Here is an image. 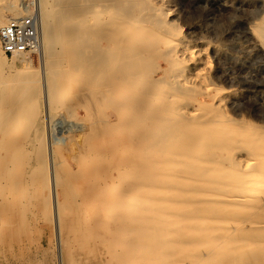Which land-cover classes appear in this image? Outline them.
<instances>
[{
	"label": "rangeland",
	"instance_id": "1",
	"mask_svg": "<svg viewBox=\"0 0 264 264\" xmlns=\"http://www.w3.org/2000/svg\"><path fill=\"white\" fill-rule=\"evenodd\" d=\"M14 1H18L21 11L26 9L25 15L27 14L28 7H36V0H1L0 7L6 8ZM80 1L81 2L78 3L77 0H49L51 6L55 4L53 5L54 7L52 6V20L50 24L54 42L52 45V66L55 63L53 66L54 68H52L51 79H58L57 81L63 83L61 88L62 92L59 91L53 94L49 114L44 110L42 105L35 106L34 108H29V106H27L25 108L27 96L19 100V95L22 90L18 89L21 87H17V85L20 86V80H23V78L19 79L18 76L10 83L14 85L5 88V85L7 83L9 84V78L16 73V70L10 65L11 58L5 57L0 48V83L2 84H0L2 88L0 100L6 101L4 102L5 110L8 108L13 110L15 107L13 110V126H15L13 138L15 143H17L18 139L21 140L22 137L23 145H25V148L23 146V149L16 154L12 162L10 161L6 164L0 162V164H2L0 165V176H3L2 173L5 169L4 165H6V169L8 165L9 170L14 168L11 169L13 172L11 170V172H8V169L7 171L5 170L6 173L8 172V179L6 175V178L3 176L6 179L5 182L4 180L1 181L3 177H0V182L2 184H0V264H194L192 260L193 262L197 260V262H199L201 259L202 263L199 264H264V233H262L261 230L264 228V179H257L255 174L258 171L264 174L261 172L262 168H264V159L261 160L262 158L258 159V157L254 156V154L264 153V45L253 32V26H255L257 22L264 20V0H152L151 2L156 9L166 12L165 21L169 24H174L177 32H180L176 39L181 41L182 45L189 50L186 49V54L184 56V60L188 62L186 64L191 67L196 66L197 69L199 68L196 70L199 72L198 77L196 75L197 73L192 74V81H194L193 83H195V85L198 84L196 86L197 88L199 86V93L201 92L205 97H202V101H200L201 99L197 101V98H195L196 100L192 98L189 101L188 99L182 101L180 98L176 100V103L178 101L177 104L180 106L188 104V109L195 110V114H198V118H202V120L218 118L219 121L222 120L223 125H225V122H230V126L234 125L235 127H244L243 129H247V131L245 130L243 133L244 137L235 144V149L229 152L225 151V147L227 146L226 139L233 136V133L225 129V127H221L222 125L218 126L221 131H212V126L209 125L194 127L192 129L194 133L204 131L206 135L212 134L216 137L217 135L215 132L220 133L218 134V143L217 140L216 143L223 149L219 147H214V150L212 149L216 154L213 159L216 161L218 160L223 169L221 175L222 184L218 191L221 192V200L233 204V207L226 208V205L223 206L224 210L221 213L222 216H220L222 220L220 219L219 222V232L222 234L223 238L219 241V249L213 253L205 251V249H203L204 252L202 249L197 250L195 255L192 256H179L183 255V250L181 248L184 249L185 247L186 249L189 245V250H191V246L200 243H196L191 237H185V239L182 238L181 240V237L177 235V231L180 229L179 224H183L181 223V218L176 220L169 218L167 223H164V228L168 229L166 230V232H168L167 237H161L162 239L158 238V240L154 241L151 239L150 229L149 231L145 229L149 226L153 228L154 225L152 223H145L146 221H144V219H139L136 223H130V226L131 229L134 230L137 228V230H135L136 232L140 233L144 230L148 235H139L137 237L128 236L122 239V242L111 240L107 232V226H110V224L113 225L109 223L112 221L113 213L105 217L106 223H93L94 221H99L104 218L102 211L100 212V209L97 208L98 205L94 203L93 199H95V194H97V192L100 193L104 188L105 190L107 189V192L110 191L108 187H105V183L107 182L112 185L122 182L125 190L131 191V194H137L138 197L142 196L143 189H148L150 190L148 194L149 197L155 198L153 200L163 201L167 199V203L163 201L167 207H169L167 205L168 202L183 200L185 196L188 197L192 191L184 189L182 184H178L174 190L164 191L165 189H163V186L166 185L165 182L168 176L161 179L159 173H157V149L148 143L139 141L138 136L141 132V125L133 122L127 123L128 120L126 121L123 119L125 116L119 114L122 110L111 106L110 103L103 98V78L95 77L93 79H88V74L84 69L79 73V71H76L73 66H71L64 52L65 38L69 37L70 34L72 35L74 33L73 31H79L81 29H83V31H92L91 33L88 32L89 35H92L90 36V42H83L85 40L83 39V34H77L80 35L84 48H86V46H95V49H99L104 42L105 44L109 43L108 39L115 33H113V31H106L105 24H107L110 19L114 21L124 20L127 17L128 10L131 8L127 5L131 3L137 4L141 0H125L122 6L118 3L117 5L113 3L114 5L108 6L102 3V0H87L88 3L90 1V5L86 3V0ZM91 1L95 3L92 4ZM78 4L79 6H77ZM117 6H121V8ZM81 7L83 10L86 8V10L80 11L82 10ZM89 7L92 8L90 9ZM56 10L59 11L57 12ZM73 10L77 11L73 13L74 15L72 16ZM105 10L108 12L106 11L105 13ZM64 14L67 17H65ZM5 15H8V13ZM79 19H82V22L77 24L76 22ZM139 20L145 22V20L141 18H139ZM138 23L139 26L144 25V23L140 24L139 21L137 24ZM71 29L73 31H71ZM96 39L97 42L94 41ZM105 44L102 48L106 46ZM162 48L163 46H160V49ZM167 49L168 47H166V50ZM188 52L192 53L188 54ZM59 56H61V58H59ZM32 58L34 64L39 65L40 56L38 58V56L35 55L32 56ZM158 63L162 65L163 68H167V65L164 64L165 62L161 59H158ZM7 69L8 73L6 71ZM56 72L59 75H57ZM195 78H197V80ZM199 79L201 81L203 80L202 82L206 80L209 81L208 83L211 85L210 88L213 90H210L212 93H206V88H204L206 85ZM17 80L19 82H17ZM149 81L148 79H144L139 85L134 86V91H142L143 86ZM74 82H76L77 85ZM128 82L130 81H126L125 83ZM81 84L84 85L82 86ZM36 85L34 89H32V97L38 96V94L41 96V86ZM80 87L85 90L88 89L86 90L88 94L86 95L87 92L81 90ZM158 88L160 89V93L158 92L159 94L156 95L155 103L151 107L153 110L144 109L146 113L150 111V115L154 118H156L159 109L161 111L159 101L162 99L167 84H161ZM17 90H20V94L17 93ZM206 95H208V98ZM81 97L82 99L85 98V100L88 98L91 103L88 99L85 102L80 100ZM220 97L226 98L223 107H219V105L216 104ZM77 98H79V100ZM79 101L81 103H86L88 101L86 106L88 107L87 104L90 103L89 109L85 110V104H83V107ZM202 102L206 104V106H204ZM156 105L158 108H154ZM196 107L199 108L197 112ZM203 107H205V109ZM31 108L33 109L30 110ZM35 109H38V111H36L40 117L39 134L43 140L36 141L37 143H31V141L28 140V137L31 136L29 128L30 123L29 125L27 124L31 117L29 114ZM71 110H75V113ZM89 110L91 113H89ZM199 110L202 112H199ZM152 111L156 112V114ZM114 112L117 113L116 115L112 114L111 116L113 117L114 115V117L111 118L110 114ZM121 113H123V111ZM117 114L120 120L122 119L121 121L118 117L116 118ZM85 123H87L86 126ZM162 123H164L163 126ZM165 123L164 120L159 122L158 128H165V130L162 128L160 130L157 129V131H160L159 133H162L161 130H163V133L168 131V126L167 124L165 125ZM103 125H105V127H102ZM214 127L217 128L216 125H214ZM91 132H93L92 135ZM77 133L81 138L77 136ZM79 140L80 143H78ZM83 140L85 141L83 142ZM53 141L56 142L55 147L57 149L56 161L58 163V176L60 180L58 191L62 195L63 201L65 200L62 210L61 241L57 239L54 223L53 184L51 183L49 174V183H47V174H45L46 168L49 169L50 173V165L48 164L51 160L48 156V152L49 145H51ZM82 142L83 144H81ZM207 142L213 145L212 142L214 141L212 136L207 138ZM39 145L42 149L39 148ZM72 145H74V147ZM148 145L152 148L148 147ZM79 146H81L83 150L81 147V149H79ZM14 147L16 148V146ZM36 147L40 149V155L38 157L35 155ZM163 149L167 151L165 150L166 148ZM15 150L16 149L12 150L11 148L9 152ZM79 150H82L80 151L81 153ZM9 152L5 155L8 161L11 158ZM210 152L212 151L210 150L207 156H212ZM92 153L95 154V156ZM103 154L105 157H103ZM65 155H68V157ZM97 155H101L100 157L102 159L97 157ZM235 155L244 160L243 163L241 162L240 167L233 166V164L237 163L236 160H234ZM89 156H91V159ZM167 157H164V159H167ZM170 158L171 161L173 158V162H171L170 165L168 163L164 165L167 167L169 165L171 171H176L179 176V172L183 170L184 167L186 168L188 166L193 172H189L190 174L187 175V179L190 180L191 178L192 181L197 180L200 171L196 170L199 164L194 162L196 161L194 157H189L188 154L181 153V155L176 154L174 157L171 155ZM74 162L77 163V165H75ZM84 163L88 165L85 167ZM13 165L14 167H12ZM35 167H37L36 171ZM233 167L235 168L234 171L231 169ZM32 168H34L35 174L31 173L34 172ZM29 173L31 176L28 175ZM162 173L168 174L169 172L165 170ZM152 175L156 176L153 179H149ZM140 181L142 184L138 188L135 184H140ZM231 184L233 186H231ZM3 185L5 188L2 187ZM99 186H101L99 189V191L101 190L100 192L98 191ZM145 193L146 192H144V194ZM68 202H70V204H68ZM152 206L153 208H158L161 206V203L155 206L153 204ZM96 209H98V217L91 214L94 210L96 211ZM187 209L188 210L185 211L186 213L188 212L189 215H199L197 211H193L189 207H187ZM170 211L172 212V209H170ZM253 211L255 213H253ZM90 214V219H87L86 217ZM233 216H235V218ZM230 217L232 218L230 219ZM225 219L229 220L226 221ZM245 219H247V224ZM234 220H238V222ZM171 226H174L172 227L174 230L170 229ZM157 229L158 228H156L154 232L156 231L155 233L160 235L161 232ZM224 238L226 239L223 241ZM249 241L251 242L248 243ZM178 246L182 251L178 249ZM200 254H202V256ZM176 256L178 257L175 258ZM193 256H195V258ZM198 257H201L200 260L197 259Z\"/></svg>",
	"mask_w": 264,
	"mask_h": 264
},
{
	"label": "bare ground",
	"instance_id": "2",
	"mask_svg": "<svg viewBox=\"0 0 264 264\" xmlns=\"http://www.w3.org/2000/svg\"><path fill=\"white\" fill-rule=\"evenodd\" d=\"M102 1H103L102 3H105L108 6L112 5L113 3H116V5L118 3L119 5L122 6V3L125 2V0H102ZM77 2L79 3L81 1L77 0ZM137 2H139V1H137ZM151 2H152V0H141L137 4L131 3L130 5H127L131 8L129 10L127 9L128 14L125 12L127 14V17L124 20L114 21L113 19H110L109 22H107V24H105V29H106V31L108 30L109 32L113 31V33H115V34H113V36L108 39L109 43H107V41H106L107 44H105V42H104V44L106 46H104L103 48H102V46L104 44L101 45V43H100L101 46L99 49L98 48L95 49V46H89V47L86 46V48H84L83 42H90L91 41L90 36H92V35H89V33H91L92 31L91 32L86 31V30L83 31V29H81L79 31H73L72 30L73 28H72L71 31H73L74 33L71 35L70 33H72V32H70L69 33L70 36L65 38L64 52L66 53V56L69 59V63H71V66H73V68L76 71H79V73H81L82 69H84L88 74V79H93L95 77H102L103 78L104 90L99 89V90H102L103 98L105 99V101L109 102L111 106H114L115 108H118V109L123 111V113H121L122 112L121 111L119 114H123L125 116V118H123V119L126 121L128 120L127 123L133 122V123H138L141 125V132L138 136L139 141H143L145 143H148V144L152 145V147H155L157 149V153H156L157 158H158V160H157V165H158L157 166V173H159V177L161 179H163L165 176H168V179H166V182H165L166 185L164 184L165 186H163V189H165L164 191L174 190L178 184H182L184 189L191 190L192 193H190V195H188V197L185 196V198L183 200H176V201L168 202L167 205L169 207H167V206H165V203H167L166 202L167 199L163 200L165 203L161 200L160 201L159 200H156V201L153 200L155 198L149 197L148 194L150 193L149 192L150 190H148V189H143L142 196L138 197L137 194H131V191L125 190L122 182H118L119 184L116 183L113 185L111 183L108 184V182H107V183H105V187H108V190H110V191L107 192V189L105 190V188H104L103 191L100 190L101 191L100 192L99 189L102 185L99 186L98 191L100 193L97 192V194H95V199H93V201H94V203H96L98 205L97 208L100 209V212L102 211L104 218L108 214L113 213L112 221L109 222V223H112L113 225L110 224V226H107V229H108L107 232H108L111 240L122 242V239H124L128 236L137 237L139 235L140 236L141 235H148V233H146L144 230H143V232L138 233L135 231V230H137V228L135 230L131 229L130 223H136L139 219H142V220L144 219V221H146L145 223H152L154 225L153 228H150V226H149V227H146L145 229L148 231L150 229V236H151V239L153 241L158 240V238L167 237L168 232H166V230H168V229L164 228V225H165L164 223H167L169 218L174 219V220L181 218V220H182L181 223H183V224H179L180 229H178L177 235H179L181 237V240H182V238L185 239V237H191V238H193V240H195L196 243L200 242L201 244L199 243L200 244L199 245V244L194 243L195 246L192 244L193 246H191V250H189L190 249L189 245L186 247V249L183 245L184 249L181 248L183 251L178 246V249L183 252V255H179V256H188V255L192 256V255H195L197 250H201V249L202 250L205 249V251H209L210 253L211 252L213 253L219 249V241L223 238L222 234H220V232H219V228H220L219 222L221 219L220 216H222L221 213L224 210L223 206L226 205V208L227 207H233V204L229 203V202H224L223 200H221L220 199L221 192L218 191V189L220 188V186L222 184L221 175H222L223 169H222V165L220 164V162H218V160L216 161L213 159L216 156L215 152L213 151L214 150L213 148L219 147V148L223 149L220 145L217 144L218 138H219L218 134H220V133L215 132L217 137L212 135V134H207L208 135L207 136L204 131L194 133V132H192V129L194 127H200V126H205V125L212 126V131H221L218 128L219 125H222L221 127H225V129H228V131L233 133V136L226 139L227 140L226 141L227 146L225 147L226 152H229L230 150L235 149L234 148L235 144L238 143V141H240L242 139V137H244L243 133L245 130L247 131V129H243L244 127L243 128L235 127L234 125H233L234 127L230 126L231 125L230 122H225V121H224L225 125H223L222 120L219 121L218 118H211L208 120H204V119L202 120V118L201 119L198 118V114L197 115L195 114V110L188 109V106H187L188 104L180 106L177 104L178 101L176 103V100L180 99V98L182 101L186 100V99H188V101H189L192 98L194 100H196L195 98H197V101L200 99H201L200 101L203 100L202 97L204 95L201 94V92L199 93V91H200V89L198 90L199 86H198V88L196 86L198 84L195 85V83H193L194 81H192V74L197 73L196 75L198 77L199 72H197L196 70H198L199 68L197 69L196 66L191 67V66H188L186 64L188 62H186L184 60V56L186 54L187 48H185L182 45L181 41L176 39V37L179 36L180 32L179 33L177 32V29L174 27L175 26L174 24H169L165 21L166 12L164 10L156 9L152 5ZM86 3H88V1ZM89 3H90V1H89ZM93 3H95V2H92V4ZM75 4H77V3H75ZM155 4H157V3H155ZM53 5H55V4H53ZM84 5H86V4H84ZM52 6H51V3H49V0H36L35 9L39 13V16L41 19V24H42V49L40 52V63H39V65L34 64L32 57L21 58V57L16 56V57L11 58L10 65H12L15 68L16 73H14L13 76H11V77L9 76L11 78V79L9 78V84L7 83L5 85V88H9L10 86L14 85V84H10V83L13 80H15L18 76H19V79L23 78V80H20L21 81L19 84L20 86L17 85L18 83L16 84L17 87H21L18 89L22 90L21 94H20V90L19 91L17 90L18 91L17 93L20 94L19 100H21V98H24L25 96H27V99L25 98L27 100L25 108L27 106H29V108L30 107L34 108L35 106L42 105L44 110H46L48 114L50 112V106L52 103L53 94H55L56 92H59V91L62 92L61 88H62V84H63V83H61V81H57L58 79L57 80H52L53 78L51 79L52 68H54L53 66L55 64L54 63L52 66V61H51L52 55H53L52 45L54 44L52 32H51L52 29L50 26L51 20H52V15H51L52 14V12H51ZM77 6H79V4ZM81 6H83V5H81ZM121 6H117V7L121 8ZM143 6H144V8H143ZM105 8H108V7H105ZM63 9H62V12H63ZM74 9H76V8H74ZM81 9H82V7H81ZM87 9H88V7H87ZM65 10H66V8H65ZM65 10H64V13H65ZM77 10H73L74 12H72L71 15L73 16L74 15L73 13H75ZM84 10H86V8ZM84 10L82 9L80 11H84ZM56 11L58 12L59 10H56ZM93 11H94V7H93ZM106 11L107 10H105V13H106ZM167 12H169V11H167ZM6 13H8V15H5ZM25 13H26V9L24 11H21L18 1H14L13 3H11L6 8L0 7V28L3 27L8 22V20H10L12 18L24 17ZM56 13H54V14H56ZM27 14H28V9H27ZM71 15H70V17H71ZM65 17H67V16L65 15ZM61 18H62V16H61ZM139 18H141L142 20H145V22L140 21ZM138 21L140 22V24L144 23V25L139 26V23L137 24ZM64 22H65V20H64ZM81 22H82V19H79L76 23L79 24ZM88 23H89V21H88ZM94 23H95V21H94ZM61 25H62V23H61ZM80 27H82V26H80ZM90 28H89V30H90ZM97 30H96V32H97ZM68 31H70V30H68ZM77 32H79V33H77ZM253 32L257 35L258 39L264 45V20L257 22V24L255 26H253ZM80 33L83 34V37H84L83 39H85L83 42H82V39H80V35H81ZM94 33H95V31H94ZM77 34H80V35H77ZM78 41H80V42H78ZM94 41L97 42V39ZM88 45H90V44H88ZM160 46H163V48L160 49ZM166 47H168L167 50H166ZM0 48H1V43H0ZM1 51H2V48H1ZM61 52H62V50H61ZM2 53L4 54L3 51H2ZM55 53H57V52H55ZM189 53H192V52H188V54ZM190 55H192V54H190ZM154 56L157 60L154 58ZM5 57H7V56H5ZM38 58H39V56H38ZM59 58H61V56H59ZM158 59H161L162 61H164L165 62L164 64L167 65V68H163L162 65H160L158 63ZM6 71L8 73V69ZM159 73H161V74H159ZM56 74H57V72H56ZM57 75H59V74H57ZM20 76H22V77H20ZM201 76H203V75H201ZM200 78H202V77H200ZM144 79H146V80L148 79L150 81L147 84H145V86H143L142 91L135 92L134 86L139 85L142 81H144ZM195 79L197 80V78H195ZM6 80H7V78H6ZM18 80H17V82H19ZM89 81H91V80H89ZM126 81H130V82L125 83ZM208 82L209 81L206 80L205 82H202V83L206 85V87H204V88H206V90H205L206 93H208V92L212 93V92H210L211 85ZM74 83L77 85L76 82H74ZM36 84L41 86V96H40V94H38V96L32 97L31 92H32V89H34V86ZM161 84H167V88L164 90L161 101H159L160 102L159 105H161L160 106L161 111L159 109V112L157 114H156V112L152 111L156 114V118H154L153 116L150 115L151 114L150 111L153 110V108L151 109V107L155 103L156 95L160 93V89L158 87ZM85 86H86V84H85ZM17 87H16V89H17ZM89 88H90V86H89ZM80 89L84 90V91L88 90V89L85 90L82 87H80ZM84 91H83V93L85 94ZM211 91H213V90H211ZM219 91H221V90H219ZM1 92H2V88L0 87V94H1ZM100 93H101V91H100ZM87 94H88V92L86 93V95ZM80 95H81V93H80ZM206 97L208 98V95H206ZM215 97H216V95H215ZM77 99L79 100V98H77ZM87 99L88 98H86V100ZM80 100H83L84 102L86 101L85 98L82 99V97ZM214 101H215V99H214ZM225 101H226L225 97H220L216 104H218L219 107H223V104ZM4 102H6V101L0 100V162L2 164L3 163L4 164L9 163L10 161L12 162L13 159L16 157V154L19 153L20 150L23 149V146L25 148V145H23L22 137H21V140L18 139L17 143H15V140L13 138V134H14L13 130L15 129V126H13V121H14L13 110L15 107L13 108V110L11 108H8L7 110H5L4 109V106H5ZM86 103H88V101ZM86 103L82 102L81 105L83 106V104H85V106H86ZM90 103H91V101H90ZM90 103L87 104L88 107L86 106L87 108L85 107V110L89 109V105H91ZM74 104H76V103H74ZM195 104L198 105L197 103H195ZM202 104L204 106H206V104H204L203 102H202ZM92 105L94 106V103ZM200 106H202V105H200ZM200 106H199V108H200ZM95 107H97V106H95ZM95 107H94V110H95ZM33 108H31L30 110H32ZM80 108H81V106H80ZM145 108L149 109L150 111L148 113H146L144 111ZM154 108H158V106L156 105V107H154ZM196 108H197L196 109V112H197V110L199 108L198 107H196ZM203 108L205 109V107H203ZM74 109H75V107H74ZM108 109H110V108H108ZM36 110L38 111V109H35L31 113L28 111L30 113V114L28 113L29 116H31L30 120L27 124V125H29V123H30L29 128L31 131V136L29 135L30 137H28L29 138L28 140H30L31 143L32 142L37 143L36 141L43 140V138H41V135L39 134V131H40L39 130V125H40L39 118L40 117H39V114L37 113ZM71 111L73 113H75L74 112L75 110L74 111L71 110ZM96 111H98V110H96ZM115 111H116V109H115ZM203 111H205V110H203ZM103 112H106V111H103ZM199 112H202V111L199 110ZM223 112H224V110H223ZM89 113H91L90 110H89ZM116 113L117 112L111 113L110 116L112 114L116 115ZM94 114H96V113L94 112ZM96 116H97V114H96ZM113 117H114V115H113ZM113 117L111 116V118H113ZM117 117L120 120V117L118 116V114H117L116 118ZM86 118H88V117H86ZM203 118H204V116H203ZM163 120L166 122L165 125L167 124V126H168V131L165 133H163V130H165V128L164 129H163V127L158 128L159 122H161ZM69 121H71V120H69ZM82 121H80V122H82ZM82 123H84V122H82ZM87 123H85V126ZM163 124L164 123H162V126H163ZM96 125H97V123H96ZM214 125H216L217 128H215ZM159 126H161V125H159ZM102 127H105V125H103ZM161 128L163 129V130H161L162 133H159L160 131H157V129L160 130ZM92 133L93 132H91V135H92ZM94 133H95V131H94ZM77 136H78V133H77ZM210 136H212V138H213V141H214V142H212L213 145L209 144L207 142V138ZM69 138H70V136H69ZM79 138H81V136ZM83 138H84V136H83ZM216 140H217V143H216ZM84 141L85 140H83V142ZM83 142L81 144H83ZM78 143H80V140ZM55 145H56L55 141L51 142V145H49L48 156H49L51 162L48 165H50V167H49L50 173H49V169L46 168L45 174H47V183H49L48 178L50 175L51 183L53 184V192L52 193H53V206H54V208H53L54 209V223H55V228H56V232H57V239H58V241L59 240L61 241L60 232H61L62 210L64 207L65 200L63 201V197L60 194V192L58 191V186H59L60 180H59V176H58V163L56 161V155H57L56 150L57 149H56ZM150 145H148V147H150ZM222 145H223V143H222ZM14 146H16V148ZM72 146L74 147V145H72ZM81 146H79V149L82 148ZM152 147H150V148H152ZM11 148H12V150L16 149L17 151L15 150L13 152H9ZM39 148H40V145H39ZM39 148L36 149V153H35V155H37V157L40 155V149H42V148H40V149ZM163 148H166L165 150H167V151H164ZM162 149H163V151H162ZM68 150H69V148H68ZM82 150H83V148H82ZM82 150H79V152ZM210 150L212 151V152H210V154L212 156H210V155L207 156V153H209ZM7 152H9L11 154V158L9 159V161L5 158V155ZM29 152H30V150H29ZM41 153H43V152H41ZM181 153H184V154L186 153L189 155V157H194V160H196L194 162L199 164V165H197V168H196L197 171H200V174L198 175L197 180L192 181L191 178H190V180L187 179V175L190 174L189 172H193V170L189 169L188 166L186 168L184 167L183 170H181L179 172V174H180L179 176H178V173L176 171L170 170L169 165L171 162H173V158L171 161L170 156L172 155L174 157L176 154L181 155ZM156 154L154 153L155 156H156ZM83 155H85V154H83ZM83 155H82V158H83ZM93 155L95 156V154H93ZM93 155H92V157H93ZM101 155H99V156L97 155V157L101 158L100 157ZM27 156H28V154H27ZM254 156L258 157V159L262 158L261 160L264 159V153L254 154ZM66 157H68V155ZM90 157L91 156H89V158ZM103 157H105L104 154H103ZM164 157H167V159H164ZM41 160H42V158H41ZM234 160H236L237 163L233 164V166L235 165L237 167H240L241 162L242 163L244 162L243 159L236 157V155L234 156ZM36 161H37V159H36ZM82 161H83V159H82ZM167 163L169 164L168 167L164 165ZM232 163H234V162H232ZM2 164H0V165H2ZM42 164H44V163H42ZM74 164L77 165V163H75V162H74ZM84 164H85V167H86V165H88L86 163H84ZM45 165H47V164H45ZM202 165H204V166H202ZM242 165H244V164H242ZM4 166H5L4 172H3L4 167L2 166L3 167L2 168L3 173L2 172L1 173L3 174L4 177L6 175V177L8 179L7 173L11 169H14V168L10 167L11 169L9 170L8 165H7L8 172L6 173L5 172V170L7 171L6 165H4ZM12 167H14V165ZM32 169L34 171V168H32ZM32 169H31V171H32ZM36 169H37V167H35V171H36ZM231 169L233 171L235 170L234 167ZM165 170H166V172H169V173L163 174L162 172H164ZM35 171L31 172V173L35 174ZM235 172H237V171H235ZM261 172L264 173V168H262ZM255 174H256L257 179H260V178L264 179V174L259 173V171L256 172ZM28 175H30V173ZM155 176L152 175L149 177V179H153ZM4 177L2 178V180L1 179L0 180L1 181L4 180V182H5L6 177L5 178ZM263 182H264V180H263ZM6 183H7V181H6ZM6 183H4V184H6ZM10 183H13V182H10ZM0 184H1V182H0ZM65 184H67V183H65ZM68 184H69V182H68ZM141 184H142V182L140 181V184L136 183L135 185H136V187L138 186V188H139V186ZM241 185H243V184H241ZM231 186H233V185L231 184ZM244 186H245V184H244ZM2 187H4V185ZM142 188H143V186H142ZM246 188H249V187H246ZM178 190H180V189H178ZM144 192H146V193L144 194ZM197 193H201V194H197ZM165 198H162V199H165ZM157 199H159V198H157ZM160 203H161L160 207L153 208V206H152L153 204L155 206V205H158ZM68 204H70V202H68ZM244 204H245V202H244ZM260 205H263V204H260ZM187 207H189L193 211H197L199 213V215H189L188 212L186 213V211H185V210H188ZM169 208L172 209V212L170 211ZM98 209H96L97 212L94 210L91 214H94L95 217H98V215H99ZM183 209H185V210H183ZM233 209H235V208H233ZM230 210H232V209H230ZM71 211H73V210H71ZM226 212H227V210H226ZM253 213H255V212L253 211ZM91 214L88 215L86 218L90 219ZM180 215H181V217H180ZM95 217H94V219H95ZM233 217L235 218V216H233ZM104 218H102L99 221H94L93 223H106V218L105 219ZM231 218L232 217H230V219ZM227 220H229V219H227ZM245 220H246V224H247V219H245ZM245 220H244V222H245ZM234 221L238 222V220H234ZM242 222H243V220H242ZM243 225H244V223H243ZM104 226H103V228H104ZM112 226H114V227H112ZM172 227H174V226H171L170 229H172ZM156 228H158L157 230L161 232L160 235H157L155 233L156 231L154 232V230H156ZM140 229H142V228H140ZM138 230H139V228H138ZM172 230H174V229H172ZM261 230H262V233H264V228H262ZM150 236H149V238H150ZM172 236H173V234H172ZM226 238H224L223 241ZM259 239H258V241H259ZM238 241H239V239H238ZM240 241H242V240H240ZM250 242L251 241H249L248 243H250ZM263 242H264V240H263ZM256 244H258V243H256ZM227 246H228V244H227ZM192 251H194V252H192ZM203 252H204V250H203ZM200 255L202 256V254H200ZM177 257L178 256H176L175 258H177ZM193 257L195 258V256H193ZM200 258L198 257L197 259L200 260ZM197 261L193 262V260H192V263H194V264L202 263V259L199 262H197ZM171 263H172V261H171Z\"/></svg>",
	"mask_w": 264,
	"mask_h": 264
},
{
	"label": "built area",
	"instance_id": "3",
	"mask_svg": "<svg viewBox=\"0 0 264 264\" xmlns=\"http://www.w3.org/2000/svg\"><path fill=\"white\" fill-rule=\"evenodd\" d=\"M0 43L8 58L40 56L42 24L35 7H28L26 16L12 18L0 28Z\"/></svg>",
	"mask_w": 264,
	"mask_h": 264
}]
</instances>
